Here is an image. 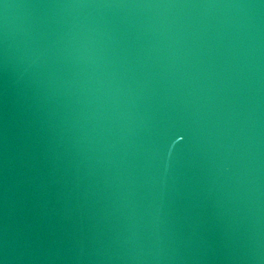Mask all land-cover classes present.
<instances>
[{"label": "water", "instance_id": "obj_1", "mask_svg": "<svg viewBox=\"0 0 264 264\" xmlns=\"http://www.w3.org/2000/svg\"><path fill=\"white\" fill-rule=\"evenodd\" d=\"M0 264H264V0H0Z\"/></svg>", "mask_w": 264, "mask_h": 264}]
</instances>
